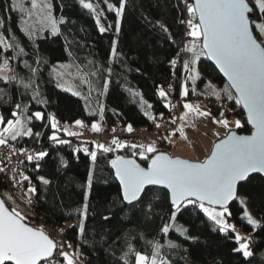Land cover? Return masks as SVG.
Masks as SVG:
<instances>
[{"label": "trees", "instance_id": "16d2710c", "mask_svg": "<svg viewBox=\"0 0 264 264\" xmlns=\"http://www.w3.org/2000/svg\"><path fill=\"white\" fill-rule=\"evenodd\" d=\"M108 2L119 6V0ZM8 3L9 0H0V17H5L4 35L24 49L23 54L11 61L10 67L25 82L31 77L34 83L32 89L26 91L17 81L9 84L0 81V114H3L5 121L11 118L10 110L18 102L29 105V114L38 110L45 113L43 121L33 120L29 125L34 133L41 134L40 137L33 135L17 141L20 145L36 144L39 150L48 153L39 161V169L35 168V161L28 162L27 165V173L35 180L37 189L36 195L31 197V205L37 217L62 230L66 240L80 257L81 263L124 264L121 257L128 251L129 243L134 251L150 256L152 247L148 242L155 240L163 245L161 255L168 264H262L259 259L250 258L246 261L233 252L232 249L238 246L234 233L231 230L221 233L219 227L198 206L188 205L177 214L176 222L187 226L188 235L170 229L169 234L164 236L160 229L163 223L168 222L170 208L165 198L167 190L161 186H149L146 189L139 210L135 204L123 203L120 186L109 161L118 153L131 155L130 150H120L103 156L98 153L97 160L93 162L83 151L84 147L89 150L94 148L90 143L93 140L83 136H67L64 133L58 138L69 141L68 144H57L49 139L53 132L47 118L49 113L56 120L83 119L92 122L99 119L98 102H102L103 95L106 101L104 123H120L123 127L128 123L137 128L157 127L160 122L159 114L169 113L156 92L158 86L166 89L171 84L173 68L169 61L176 55L177 45L181 47L184 34V26L179 23L185 14L181 12L182 0H127L117 37V49L122 55L119 63L111 65L110 84L103 95L100 92L103 91L102 83L106 73H101L99 77H89L90 85L84 83L82 77L84 72L95 70L94 65L104 69L109 67L111 44L115 38L113 30L109 29L101 34L94 18L78 4V0H51L55 16L58 19L63 16L68 23L59 25L60 31L57 34L44 29L34 39H28L20 30L21 27H26L20 23V17L25 14L18 11L5 12L3 9ZM20 4L25 7L24 0H20ZM103 6L106 16L104 19L115 26L114 12L107 11L104 1ZM9 16L10 19H7ZM38 21L37 16L30 18L28 27L36 25L39 28ZM157 22L168 27L172 39L176 41L175 45ZM11 54L9 50L8 55ZM37 58L40 60L39 65L36 63ZM22 61L38 67V74L33 77ZM89 61H93L94 65L89 64ZM54 62L70 63L76 72L81 73L79 85L86 94L85 98L56 86L57 76L52 71ZM197 65L201 71V79L198 80L200 83L211 79L218 84V88H222L227 82L206 56H201ZM177 74L176 68L175 76ZM173 84L178 91L179 79ZM190 84L189 82L191 88ZM128 87L142 93L144 99L153 105L151 114L156 117L155 121L144 116L139 105L132 102L125 90ZM36 88L39 91V100H32L31 91ZM189 96L201 98L202 95L190 91ZM208 103L213 116L218 117L221 106H226V117L237 116L243 125L237 130H251L242 106L236 105L234 100L228 101L225 98L217 101L215 97H210ZM90 172L93 177L91 187L87 183ZM38 176L45 177L50 183L42 185L37 179ZM238 191L247 195L251 207L264 225V176L259 173L251 174L239 184ZM4 193L0 188V194L3 196ZM151 193H155L160 199L153 205L151 218H146L143 205ZM85 196L89 207L85 232L80 234L78 224L82 217L78 213L83 211ZM3 198L6 199L4 196ZM6 203L9 207L12 206L11 201L6 200ZM15 206L17 207L16 204ZM230 211V217L242 228L245 236H252L254 254L264 255V228L253 232L242 219L244 207L238 198L231 204ZM21 214L26 217L25 220L28 219L26 214ZM105 215L110 216V219L104 220ZM168 240L177 247H168ZM127 260L128 264H135L134 252L129 254Z\"/></svg>", "mask_w": 264, "mask_h": 264}, {"label": "snow or ice", "instance_id": "6c2138e0", "mask_svg": "<svg viewBox=\"0 0 264 264\" xmlns=\"http://www.w3.org/2000/svg\"><path fill=\"white\" fill-rule=\"evenodd\" d=\"M24 3L30 7L25 8L20 4V0H9L7 6L3 9L5 12H20L29 18L39 17V25L21 27L20 30L28 39H34L35 36L45 28L52 34L60 31L59 25L66 24L68 21L61 16L59 19L53 14V5L49 0H24ZM107 11L114 12L115 34L118 37L121 30V19L127 4V0H119V6L104 0ZM78 4L87 10L94 18L98 30L101 34L112 28L109 23L106 28L101 23V17L106 16L103 11H98V4L92 0H78ZM182 13L185 15L179 20L184 26L185 31L181 39L182 47L177 45V52L169 63L173 68V76L178 65L182 67V78L180 82V98L185 100L189 92L195 93V85L201 79L197 70V61L201 56H207L215 62L227 82L222 88H217L210 82L206 84L209 90L208 95L215 97L217 101L227 99L235 101V104L242 106L246 112L247 123L251 125L250 134H237L235 129L242 128L243 125L239 119L229 121L226 117V106H221L218 117H213L210 111H204L198 105L190 102H184L185 112L180 117L183 120L189 113L193 117L207 116L214 123H219L224 129L225 134L214 143L210 154L202 161H190L179 157H172L164 151H159L155 142L136 143L129 140L120 139L115 135L117 128L113 127L112 139L109 144L103 142L91 141L94 145L92 150L84 147L83 151L91 158L93 162L97 160L98 153L103 156L108 153L119 152L128 149L130 156L115 155L109 163L114 169L116 179L119 181L120 195L122 202L128 205L135 204L140 209V202L144 198L146 189L149 186H162L166 189V200L169 204L170 213L168 222L163 223L160 232L167 236L170 229H175L178 233L186 232L187 229L176 227L175 222L177 214L181 208L188 205L198 206L207 217L219 227L221 233H228L230 230L234 233V239L237 247L232 251L241 256L244 260L256 258L264 264V255L256 256L252 251L254 241L252 236H242L235 230L233 224L228 223L226 217L232 213L229 211V202L237 197L238 183L245 181L252 173H264V0H182ZM25 15L20 17L21 25L27 23ZM10 19V16L7 17ZM159 28L166 33L171 42L175 45L176 41L172 39V33L168 27L157 22ZM5 17H0V81L6 84L17 81L27 91L32 89L34 83L30 77L28 82L10 67V63L16 60L18 56L24 53V49L9 37L4 35ZM118 40L113 39L109 54V67L104 69L95 66V70L83 73V82L91 84L89 77H99L101 73H106L103 78V95L108 90L112 75L113 63H119L121 53L117 49ZM9 50L12 54L8 55ZM24 67L29 68L33 77L38 74V67H32L27 61H22ZM37 65L40 60L37 58ZM58 78H62L65 73L52 70ZM82 71V69H78ZM191 83V88L189 87ZM58 88L63 85L57 82ZM169 89L173 86L168 85ZM71 91L70 88L66 89ZM133 103L139 105L143 110L144 116L149 120L155 121L156 117L151 114L153 105L146 101L142 93L128 87L125 89ZM2 91V90H0ZM91 94V88H90ZM157 96L165 101L164 107L171 111V102L168 100V92L163 86L157 87ZM74 95H80L79 92ZM31 99L39 100L38 88L31 91ZM43 102V101H39ZM104 105L98 102L99 122L93 120L91 130L94 133L101 132V123L104 120ZM95 113H90V115ZM114 114H117L114 112ZM160 119H163V113H160ZM10 117L5 121L3 114H0V148L7 149V155L0 159V165L12 166L14 156L23 155L29 163L36 162L35 168H40L39 161L47 156V151L17 147L16 142L24 137L35 135L40 137V133L33 132L29 125L33 120L43 121L45 113L35 111L29 114V105L22 102L15 103L10 110ZM50 126L53 129L49 139L57 144H68L67 140L58 138L57 132L63 131L68 136H78L80 133L69 131L67 127H59V123L53 114H48ZM176 117L172 116L170 123H176ZM77 126H83L79 119L74 121ZM157 127L160 125L157 124ZM128 133L134 131L131 123H128L123 129ZM179 131L183 136L185 133L184 125L168 133L172 135ZM219 137L220 134L217 133ZM162 140L168 139V136H162ZM137 157L146 162L147 166H141L137 162ZM23 164V161H17L12 166V176L10 179L13 186H23L28 182V187L24 191L21 199L27 197L30 204L31 197L37 193L36 187L31 183V177L26 175L21 169L18 172L19 179H16L17 169ZM66 166V165H65ZM7 166H0V173L8 172ZM42 185L50 183L43 176L37 177ZM93 181L92 173H89L88 186L91 187ZM5 198H0V264H77L79 257L67 249H72L71 243L57 244L51 239L43 229L30 227L25 223L26 217L21 214L15 206V200L8 193L3 194ZM159 196L151 193L148 201L143 205V211L147 214L146 218H151L153 205L159 200ZM6 200L12 202V206H6ZM243 203V201H241ZM87 196L83 211L79 212L82 218L79 220V233L85 232V222L88 214ZM159 215V213H155ZM104 220L110 219L105 215ZM242 219L253 229L255 233L258 229L264 228L260 221L254 219L244 208ZM151 255L140 251H134L129 243L128 251L121 257L124 264H128L127 257L134 252L135 264H168L161 255L163 245L159 241H149ZM167 245L175 248L174 242L168 240Z\"/></svg>", "mask_w": 264, "mask_h": 264}, {"label": "rangeland", "instance_id": "374dc122", "mask_svg": "<svg viewBox=\"0 0 264 264\" xmlns=\"http://www.w3.org/2000/svg\"><path fill=\"white\" fill-rule=\"evenodd\" d=\"M103 1L104 0H92V2L94 4L99 5V8L97 9L98 11L104 12ZM39 2H42V0H38V3ZM49 2H51V0H49ZM28 7H30V5L25 3V8H28ZM53 14H54V12H53ZM54 16H55V14H54ZM25 19L27 21V23L25 25H26V27H28V25L30 23L29 22L30 18L26 16ZM38 19H39V17H38ZM101 23L106 28L108 27L109 23L106 22V20L104 19L103 16L101 17ZM45 30H49V29L45 28ZM111 30H113L115 32V26H113V24H112ZM114 39H117L116 34H115ZM52 66L58 72H64L65 73V75L62 78L57 77V80H59V82L63 85L62 88H64V89L70 88L72 93L79 92L80 93L79 96H81L83 98L86 97V94L82 91V89L80 88V85H79L80 84L79 78H80L81 73L76 72L75 69L72 68V65L70 63H67V62H54L52 64ZM196 67H197V70L199 71V73L201 75V71H200L198 65H196ZM209 82L218 88V84L213 82L211 79H207L201 83L199 81H197L196 85H195V93L198 95H202L201 97L205 98L204 101H201L198 104H194L192 102V98L188 95L185 98V100H183V103L184 102H190L194 105H198L201 110L211 112L210 104L208 103V99H210V96L208 95L209 90L206 88V84ZM190 86H191V84H190ZM105 103H106L105 95H103L101 104H103L105 106ZM38 111H40V110H38ZM184 112H185V109L181 108V110L179 112V118H178L179 123H177L178 124L177 127L173 130H176L181 125H184L185 133L183 136H181L179 131H175V133L171 135V140L173 141V143L175 145L173 147L171 145H167V146H165L167 148L165 150H167L168 152H170L174 156H181V157H184V158H187L190 160L204 159L206 157L205 152L206 151L209 152L212 148L213 143L218 138L222 137L225 134V129L219 123H214L213 120L207 116L193 117V115L191 113H189L187 117H185L183 120H181L180 117L182 116V114ZM213 117H216V116H213ZM227 119L231 122V121L237 120L238 118H237V116H229V117H227ZM57 121L59 123V127H61V128L67 127L69 131L80 133V135H78V136H88L87 133H84L81 126H77L74 124L75 120L74 121L57 120ZM116 124H118V123H116ZM116 124H114V127L116 126ZM107 126H111L113 128V125L106 124L104 126L103 130H105ZM173 130L171 132H173ZM117 132H119L118 128H117ZM63 133H64L63 131H58L57 132L58 137L63 136ZM217 133L220 134L219 137L217 136ZM90 138L94 141L109 144L108 141L101 139L100 136L98 138L96 136H92ZM237 198L239 199L240 202L243 201V203H241V204L243 205L244 208L245 207L247 208V211L251 214V216L254 219H256L257 221L261 220L260 217L258 216V214L251 207V205L248 201L247 195H245L244 193H238ZM17 207L22 213H26V211H23L24 209L21 206H17ZM229 211H230V207H229ZM226 219H227L228 223L233 224L235 226V230L237 232H239L242 236H245V233L242 230V228L238 224H236L235 220L232 217H226ZM176 227H182L183 229L187 228V226L185 224H183L182 222H178V221L176 222ZM58 230L63 235L62 230L60 228H58ZM182 233L185 235H188L187 231L182 232ZM70 252L75 253L74 250H72ZM75 254L78 256L77 253H75ZM77 264H82L80 257L77 261Z\"/></svg>", "mask_w": 264, "mask_h": 264}, {"label": "built area", "instance_id": "2783aa9c", "mask_svg": "<svg viewBox=\"0 0 264 264\" xmlns=\"http://www.w3.org/2000/svg\"><path fill=\"white\" fill-rule=\"evenodd\" d=\"M185 15V14H184ZM185 31V28H184ZM183 45H181L182 47ZM175 57V55L173 56V58ZM177 71L178 74L177 76H172L171 77V85L173 86L172 89L166 88L165 91L168 92V100L171 102V111H169L168 114H163V119H160L159 122V127H155V128H147L146 126H139L138 130L139 132L142 134H146L147 136L150 137H157L158 135L169 131L173 128H175V126L177 125L178 122V118H179V112L181 110L182 107V100L180 98V84H179V89L178 91H176L173 82L178 78L179 81L181 82V78H182V67L180 65L177 66ZM161 99V98H160ZM205 98L201 97V98H196L193 97L192 98V102L194 104H198L201 101H204ZM163 101V100H162ZM165 103V101H163ZM172 116H175L176 119V123H170V119ZM117 126V127H116ZM116 128H118L119 132L116 133H120L122 132L123 129V125H121L120 123L116 124ZM114 127V125H113ZM111 126H107L105 130H103L99 135L101 137V139H109L113 133H111ZM115 133V134H116ZM17 147H25L28 149H37L39 150L38 146L36 144L34 145H20L19 142H16ZM5 155H7V149L4 148H0V159H2ZM23 161V164L20 166L19 169H17V176L16 179H19V175L18 172L22 169L26 175H28L27 173V165H28V161L26 160V158L23 155H18V156H14L12 158V166H14L17 161ZM0 166H7L8 167V172L7 173H0V185H1V189L5 192L8 193L10 195H12L13 199L15 200V204L17 206H21L23 209V211H26V216L28 218V223L35 226V227H41L43 228L47 233H49L56 241L57 244H67V240L65 238L64 235H62V233L58 230V227H55L52 224H48L45 223L41 218L36 216V212L34 210V208L32 207L31 203L29 204L27 202V197H25L24 199H21V196L23 195L24 191H26L27 187H28V182H24L23 186L21 187L20 185L17 186H13V182L10 179V177L12 176V166H8V165H0ZM31 183L36 187V182L33 178H31ZM32 200V199H31ZM68 251H72V249H65Z\"/></svg>", "mask_w": 264, "mask_h": 264}, {"label": "crops", "instance_id": "0c3cea01", "mask_svg": "<svg viewBox=\"0 0 264 264\" xmlns=\"http://www.w3.org/2000/svg\"><path fill=\"white\" fill-rule=\"evenodd\" d=\"M182 108H183V101H182ZM83 122V126L82 127V130L84 131V133H87L88 136H83L85 138H88L90 140H92L90 137L92 136H96L97 138L99 137V133H94L92 132L91 130V123L93 122H87L83 119H79ZM99 122V119L96 120ZM101 123V126H102V129L104 128V126L106 125V123H104L103 121L100 122ZM179 123V122H178ZM178 125V124H177ZM177 125L175 126V128L177 127ZM127 126V125H126ZM126 126H124V129L126 128ZM173 128V129H175ZM133 129L134 131L132 133H128L124 130H122V132L120 133H116L115 135L117 137H119L120 139H123V140H129V141H133V142H136V143H148V142H155V144L157 145L158 147V150L159 149H167L165 146L167 145H171L172 147L175 145L173 143V141L171 140V135H168V133H170L173 129L169 130L168 132H164L162 134H160L159 136H157L156 138L154 137H150V136H147L145 134H141L138 130L137 127L133 126ZM103 131V130H102ZM168 136V139L166 140H162L161 137L162 136ZM113 136V135H112ZM112 136L108 139V140H105V141H108L110 143L111 139H112ZM157 139V140H156ZM94 141V140H93ZM208 154V151L205 152V155Z\"/></svg>", "mask_w": 264, "mask_h": 264}, {"label": "water", "instance_id": "95a60500", "mask_svg": "<svg viewBox=\"0 0 264 264\" xmlns=\"http://www.w3.org/2000/svg\"><path fill=\"white\" fill-rule=\"evenodd\" d=\"M207 57V56H206ZM214 65H215V62L214 61H212L209 57H207ZM216 66V65H215ZM217 68V67H216ZM217 70L219 71V69L217 68ZM220 72V71H219ZM220 74L222 75V77L227 81V78L226 77H224L223 76V73H221L220 72ZM243 108V107H242ZM243 111H244V115H245V118H246V112H245V110L243 109ZM247 120V119H246ZM250 125V124H249ZM251 126V125H250ZM235 131L237 132V134H240V135H246V134H250V131L249 132H240L239 130H237V129H235ZM224 136V135H223ZM222 136V137H223ZM221 138V137H220ZM219 139V138H218ZM218 139L214 142V143H216V142H218ZM214 143H213V145H214ZM213 145H212V147H213ZM212 149V148H211ZM159 151H164V152H166V153H168L169 155H171L172 157H179V158H182V159H187V158H184V157H181V156H174V155H172L170 152H168L167 150H164V149H159ZM211 151V150H210ZM210 151L208 152V154L207 155H209L210 154ZM119 155H125V154H122V153H118ZM117 155V154H116ZM206 155V156H207ZM125 156H130V155H125ZM114 158V157H113ZM206 158V157H205ZM137 159V162L138 163H140L141 164V166H144V167H146L147 166V164L145 163H142L138 158H136ZM188 160H190V159H188ZM203 159H201V160H190V161H193V162H196V161H202ZM111 166V165H110ZM112 169V168H111ZM112 171H113V174H114V169H112ZM257 173H259V172H257ZM252 174H254V173H252ZM259 174H261L262 176H264V173H259ZM251 175V174H250ZM249 175V176H250ZM114 176H115V174H114ZM116 178V177H115ZM118 181V180H117ZM243 182V181H242ZM118 183H119V181H118ZM241 182H239L238 183V187H239V184H240ZM162 187V186H161ZM238 187H237V196H238V193H239V191H238ZM121 191V190H120ZM0 198H3V196L0 194ZM237 199V197H235L232 201H230L229 202V205H228V207H230L231 206V204L235 201ZM6 206H8L7 205V203H6ZM25 223H27L30 227H34V226H32L31 224H29L28 222H26L25 221ZM34 228H37V227H34ZM38 229H42V228H38ZM44 230V229H43ZM45 231V230H44ZM45 233L51 238V239H53L54 240V242H55V239L49 234V233H47L46 231H45Z\"/></svg>", "mask_w": 264, "mask_h": 264}]
</instances>
